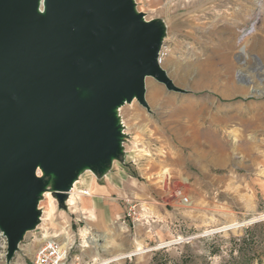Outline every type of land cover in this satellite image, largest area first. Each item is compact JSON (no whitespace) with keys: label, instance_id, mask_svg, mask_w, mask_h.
<instances>
[{"label":"rangeland","instance_id":"obj_1","mask_svg":"<svg viewBox=\"0 0 264 264\" xmlns=\"http://www.w3.org/2000/svg\"><path fill=\"white\" fill-rule=\"evenodd\" d=\"M134 7L165 24L159 57L171 84L152 77L153 98L145 91L120 107L122 157L101 178L82 170L75 184L81 195L121 172L122 191L98 198L93 220L82 195L86 215L45 193L42 221L10 259L0 229V264H33L46 240L64 237V264H264V0ZM85 236L97 240L85 246Z\"/></svg>","mask_w":264,"mask_h":264},{"label":"water","instance_id":"obj_2","mask_svg":"<svg viewBox=\"0 0 264 264\" xmlns=\"http://www.w3.org/2000/svg\"><path fill=\"white\" fill-rule=\"evenodd\" d=\"M143 16L133 0H44L43 11L40 0H0V229L9 259L40 223L50 175L64 206L79 172L101 178L122 157L113 109L144 101L148 76L171 84L159 65L162 27Z\"/></svg>","mask_w":264,"mask_h":264},{"label":"bare ground","instance_id":"obj_3","mask_svg":"<svg viewBox=\"0 0 264 264\" xmlns=\"http://www.w3.org/2000/svg\"><path fill=\"white\" fill-rule=\"evenodd\" d=\"M133 1H135V0H133ZM43 5H44V0H40V10L41 11H43ZM135 8V7H134ZM136 10V9H135ZM137 11V10H136ZM143 18H144V20H146V21H155L156 19H146V16L144 15L143 16ZM156 21H158V20H156ZM158 23L161 25V27H162V30H163V37L165 36V34H166V27H165V24H163L162 22H159L158 21ZM159 65L161 66V67H163V59H159ZM153 76H148L147 78H146V99L147 98H149V99H151V98H153V95H154V93H155V86H156V84L154 83V81H151V79L150 78H152ZM154 78V77H153ZM153 80V79H152ZM82 94H83V96H88V94H90V93H87V92H82ZM128 102H130L131 103V105L132 106H135L136 104H137V100H136V96H134L133 98H132V101H129V100H127V99H125L124 101H123V103L122 104H120V105H118L117 107H115L114 109H113V113H114V115L116 116V120H117V117H119L120 115H118L117 114V111L120 109V107H122V106H124V104L126 105V103H128ZM129 104V103H128ZM130 105V104H129ZM116 123L118 124L119 122H118V120L116 121ZM120 131L123 133V130L121 129V127H120ZM122 147V150H123V146H121ZM121 150V151H122ZM116 161V159L115 158H113L112 159V164L111 165H113V163ZM86 170H88V171H90V172H92L94 175H95V173H94V171L92 170V169H90V168H87ZM80 171H81V169H80ZM45 175V172H43L42 170H38V176L39 177H42V176H44ZM170 175V174H169ZM80 176H81V173L79 172V174H78V177L73 181V184H72V190H74V192H73V194H72V196L69 198H67V200H66V203H67V201H68V199H69V202H70V204H69V206H71V207H73V205H75L76 207H77V209L78 210H80V207H79V200H80V196L82 195V194H85V195H89V193L91 194L92 192H93V189L92 188H89L88 189V192L87 191H81L82 193H81V195L79 194L80 192V190L79 189H76L75 188V184H76V182L79 180V178H80ZM96 176V175H95ZM163 178H168V174H167V172H164L163 173ZM53 179H54V175L53 174H51L50 175V180H49V184H48V186H47V188L45 189V191L44 192H42V194H41V199H40V201H39V204H40V202H41V200L44 198V194L45 193H47V192H51L52 193V195L55 197V195L53 194L54 192H53V189H52V185H53ZM165 180V179H164ZM182 180V179H181ZM186 181V180H185ZM91 182H94V180L93 181H91ZM187 183V182H186ZM72 190L70 191V194H71V192H72ZM70 194H69V196H70ZM177 194H178V196L180 197V199H179V202L181 201L183 204H187V205H190L192 202L190 201V200H188V199H186L185 200V197H184V194H183V191L181 190V191H179V192H177ZM167 195V194H166ZM184 197V200L182 199ZM56 198V197H55ZM190 199V198H189ZM187 203H186V202ZM58 202V201H57ZM59 203V202H58ZM68 205V204H67ZM58 206H59V204H58ZM181 207V206H180ZM38 208H39V205H38ZM183 208V207H182ZM83 209L81 208V210L80 211H82ZM89 215H88V218H89V220H93L94 218H95V216H94V213H92V212H87ZM82 214H85L86 215V211H82ZM40 221H42V215L40 216ZM89 232V227H86L85 228V230H84V234L86 235L87 233ZM59 236V235H58ZM46 238V237H45ZM50 238V237H49ZM47 239V238H46ZM85 241V246H87V244L89 243V242H91V240H94V238H91V237H88V236H85V239H84ZM97 239H95L94 241H96ZM69 241H70V238L69 237H64V239H63V241H62V247H63V249L65 250V252H66V254H67V251H68V249H69ZM140 246V245H139ZM140 249V247H138V249L137 250H139ZM67 250V251H66ZM125 256H127L126 254H120V255H116V256H114V258L113 259H118V258H123V257H125Z\"/></svg>","mask_w":264,"mask_h":264},{"label":"crops","instance_id":"obj_4","mask_svg":"<svg viewBox=\"0 0 264 264\" xmlns=\"http://www.w3.org/2000/svg\"><path fill=\"white\" fill-rule=\"evenodd\" d=\"M113 173V172H112ZM109 174L102 182V184H98L99 187L95 186L93 184V182H89L88 184H86V188L89 189V188H92L93 189V192L89 195H85V194H82V197L83 198H86V201L87 203L83 206H84V209L86 211H90L92 213H94L95 215V210H98L97 208L98 207V198L100 199H103L106 197V196H111L113 194H116L118 192H121L123 187L121 186L123 183L122 180H123V176H122V173L119 172V173H113V174ZM88 191V190H86ZM88 197V198H87ZM116 208H114V210H117V206L115 205ZM88 208L92 209V210H89Z\"/></svg>","mask_w":264,"mask_h":264},{"label":"built area","instance_id":"obj_5","mask_svg":"<svg viewBox=\"0 0 264 264\" xmlns=\"http://www.w3.org/2000/svg\"><path fill=\"white\" fill-rule=\"evenodd\" d=\"M2 235L5 236L3 232ZM66 258V252L60 241L46 240L36 252L33 264H64Z\"/></svg>","mask_w":264,"mask_h":264}]
</instances>
